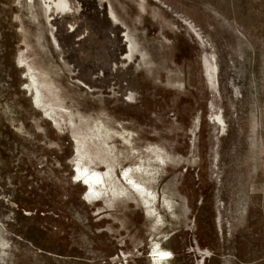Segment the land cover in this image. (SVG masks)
<instances>
[{"label": "rangeland", "instance_id": "obj_1", "mask_svg": "<svg viewBox=\"0 0 264 264\" xmlns=\"http://www.w3.org/2000/svg\"><path fill=\"white\" fill-rule=\"evenodd\" d=\"M160 248L264 264V0H0V264Z\"/></svg>", "mask_w": 264, "mask_h": 264}, {"label": "bare ground", "instance_id": "obj_2", "mask_svg": "<svg viewBox=\"0 0 264 264\" xmlns=\"http://www.w3.org/2000/svg\"><path fill=\"white\" fill-rule=\"evenodd\" d=\"M76 172L78 176V180H81L84 185L89 189L90 193H94L97 196L102 195V188L101 183L105 184V179L101 171L90 168L86 164L81 165V162L79 161L76 165ZM131 177V178H130ZM126 181H129L132 179V174L130 176H126ZM134 185L137 186L135 183ZM171 258V253L167 251L166 249L160 248L155 251V259L158 263H162L165 261H168Z\"/></svg>", "mask_w": 264, "mask_h": 264}]
</instances>
